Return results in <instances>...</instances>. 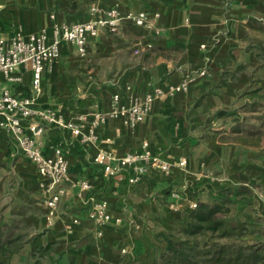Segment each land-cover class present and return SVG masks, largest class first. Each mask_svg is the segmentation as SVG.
I'll return each instance as SVG.
<instances>
[{
    "label": "crops",
    "instance_id": "obj_1",
    "mask_svg": "<svg viewBox=\"0 0 264 264\" xmlns=\"http://www.w3.org/2000/svg\"><path fill=\"white\" fill-rule=\"evenodd\" d=\"M115 3L122 12H160V29L144 33L127 25L120 34L103 31L89 41L85 57L74 45H62L60 57L45 67L38 104L61 108L66 121L89 133L96 113L141 102L155 86L167 89L186 76L193 81L187 91L155 99L134 129L124 116H107L94 129L92 143L81 142L67 128L45 125L38 137L44 154L52 155L54 146H62L70 179L91 185L83 191L66 184L51 223L39 188L42 176L34 163L13 140L0 142V168L8 166L19 178L17 184L11 180L9 188L4 186L0 199V226L16 225L25 239L12 264L37 259L40 264H152L155 250L166 248L165 237L176 235L188 221L191 203L206 202L218 189L237 185L252 186L255 201L246 204L236 198L229 206L226 229L244 243L264 242V146L230 140V128L258 95H264V33L251 26L252 20H264V3L0 0V37L84 22L93 8ZM147 43L153 45L150 50L143 48ZM203 70L205 75L200 74ZM12 91L18 97L34 95L30 72H23L22 83L12 85ZM116 93L118 103L113 100ZM234 111L238 113L230 115ZM145 143L167 166L151 167L136 183L130 181L134 173L129 167L109 177L94 161L98 151L121 157L142 151ZM182 159L184 166L179 164ZM175 191L180 199L171 208ZM99 200L109 202V212L121 218V224L99 226L89 218Z\"/></svg>",
    "mask_w": 264,
    "mask_h": 264
},
{
    "label": "built area",
    "instance_id": "obj_2",
    "mask_svg": "<svg viewBox=\"0 0 264 264\" xmlns=\"http://www.w3.org/2000/svg\"><path fill=\"white\" fill-rule=\"evenodd\" d=\"M160 12L141 9L138 11L122 12L118 3L109 8H93L89 20L77 23H55L51 29L44 28L39 32L25 35L17 32L11 38L0 37V142L13 140L22 154L30 159L42 180L39 188L42 192L45 206L47 208V220L53 222L57 216V205L62 197L65 185L79 187L81 190L90 189L88 181H72L69 177V159L62 146H54L52 155L44 154V147L38 139L42 135L44 126H59L72 131L83 143H92L96 136L94 129L103 123L107 116H124L125 123L134 129L146 117L153 101L164 95L176 94L187 91L193 77L186 76L179 84L170 85L167 89L155 86L150 90L141 102H136L129 107H114L108 114L96 113L89 133L73 123L66 121L64 112L58 107H43L38 104V98L42 91V79L45 67L56 61L61 55V48L64 44H72L76 47L81 57L87 55V46L91 39L97 37L103 31L112 34H120L127 25H133L144 33L159 30ZM151 43L145 44L143 48L150 50ZM139 53L140 50H135ZM23 72H30L31 85L34 95L29 97H18L12 91V85L21 84ZM205 75L206 71L200 72ZM120 95L113 96L114 103H118ZM94 161L103 167L104 174L116 176L122 167H129L134 175L132 183L138 182L144 174H147L151 167L166 164L152 156L143 145L140 152L127 153L121 157L98 151ZM180 166L186 164V160L179 162ZM173 202L171 208L177 206L176 201L180 199V193L172 192ZM196 202L190 204L194 209ZM89 218L97 225L103 226L114 222L121 224V218H115L109 212L107 200L97 201L90 213ZM78 222V220H74ZM67 228L70 225L66 226ZM123 253L127 250L123 249Z\"/></svg>",
    "mask_w": 264,
    "mask_h": 264
},
{
    "label": "trees",
    "instance_id": "obj_3",
    "mask_svg": "<svg viewBox=\"0 0 264 264\" xmlns=\"http://www.w3.org/2000/svg\"><path fill=\"white\" fill-rule=\"evenodd\" d=\"M257 106L264 109V95H258L251 108ZM237 113L230 112V115ZM240 128L241 125L235 127L238 131ZM236 198L252 204L254 188L228 186L211 193L206 202L199 201L178 233L165 237L166 248L155 250L152 264H264V242L247 244L230 239L232 233L226 229L227 215ZM16 230V225L0 226V264H12V256L24 245V237ZM33 264H40V260Z\"/></svg>",
    "mask_w": 264,
    "mask_h": 264
},
{
    "label": "rangeland",
    "instance_id": "obj_4",
    "mask_svg": "<svg viewBox=\"0 0 264 264\" xmlns=\"http://www.w3.org/2000/svg\"><path fill=\"white\" fill-rule=\"evenodd\" d=\"M261 1L264 3V0ZM251 26L257 33H264V20H252ZM261 39V49L264 53V38ZM240 117L242 118L237 120L238 123L236 125H241V128L239 131L235 129L236 126L230 128V140H238L240 144H246L253 147L264 146V109L258 106L255 107V109L250 108L245 110L243 116ZM243 136L246 138L241 140ZM7 165H11L9 161ZM9 171L8 166L7 168H0V199L3 198V188L5 185L9 188L11 180L14 181L13 183L15 184L19 182L18 176L11 174ZM230 239L236 240L233 236Z\"/></svg>",
    "mask_w": 264,
    "mask_h": 264
}]
</instances>
